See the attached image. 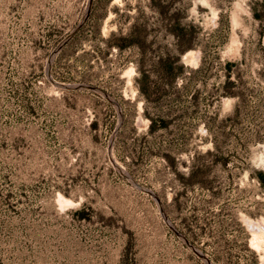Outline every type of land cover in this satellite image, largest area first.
I'll return each instance as SVG.
<instances>
[{"label": "rangeland", "instance_id": "obj_1", "mask_svg": "<svg viewBox=\"0 0 264 264\" xmlns=\"http://www.w3.org/2000/svg\"><path fill=\"white\" fill-rule=\"evenodd\" d=\"M260 170L264 0H0V264H264Z\"/></svg>", "mask_w": 264, "mask_h": 264}, {"label": "water", "instance_id": "obj_2", "mask_svg": "<svg viewBox=\"0 0 264 264\" xmlns=\"http://www.w3.org/2000/svg\"><path fill=\"white\" fill-rule=\"evenodd\" d=\"M90 7H88L89 10ZM89 11H87L83 21H81L75 28L74 30L56 47V49L52 52L49 62H48V67H47V73L49 76L50 75V68H51V63L52 60L56 57V55L63 49V47L67 44V42L80 30V28L83 26L84 22L86 21L87 17H88ZM52 82L61 89H65V90H82V89H90V90H94V91H98L103 93L104 95H106L108 97V99H110L114 104H116L118 106L117 101H115L108 93H106L102 88H100L99 86H95L92 84H88V83H65V82H58L54 79H52V77H50ZM126 177H128L130 179V181H132L134 183V179L127 173H125ZM142 190L147 191L149 193H151L153 196L156 197V199L159 201L158 196L150 189L140 186ZM204 259L209 263V264H213V262L208 259L207 257L204 256Z\"/></svg>", "mask_w": 264, "mask_h": 264}, {"label": "trees", "instance_id": "obj_3", "mask_svg": "<svg viewBox=\"0 0 264 264\" xmlns=\"http://www.w3.org/2000/svg\"><path fill=\"white\" fill-rule=\"evenodd\" d=\"M77 33H78V32H77ZM77 33H76V34H77ZM76 34H75V35H76ZM75 35H74V36H75ZM74 36H73V37H74ZM73 37H72V38H73ZM72 38H71V39H72ZM71 39H70V40H71ZM70 40H69V41H70ZM69 41H68V42H69ZM68 42H67V43H68ZM63 48H64V47H63ZM183 70H184V65H182V64L179 65V72L182 73ZM180 73H179V74H180ZM158 122L161 124L160 126H165V124H166V121H165L164 118H161L160 120H156V119L152 118V125H151V126H152V131L155 129V127H156V125H157ZM95 123H96V122H95ZM94 125H95V124H94ZM253 176L257 178V180L261 183V185L263 186V189H264V171H262V170L257 171V173L254 174ZM253 253H254V254H253V255H254V259H253L254 264H258V263H259V256H258L255 252H253Z\"/></svg>", "mask_w": 264, "mask_h": 264}]
</instances>
